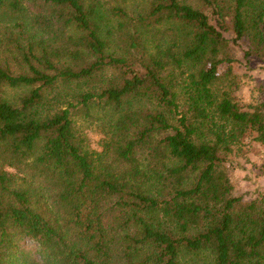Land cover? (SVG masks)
<instances>
[{
    "label": "trees",
    "instance_id": "1",
    "mask_svg": "<svg viewBox=\"0 0 264 264\" xmlns=\"http://www.w3.org/2000/svg\"><path fill=\"white\" fill-rule=\"evenodd\" d=\"M135 2L0 0V264H264L229 167L264 110L221 73L264 61V0Z\"/></svg>",
    "mask_w": 264,
    "mask_h": 264
},
{
    "label": "rangeland",
    "instance_id": "2",
    "mask_svg": "<svg viewBox=\"0 0 264 264\" xmlns=\"http://www.w3.org/2000/svg\"><path fill=\"white\" fill-rule=\"evenodd\" d=\"M149 0H136L135 5H144ZM20 19L19 15L7 14V21ZM232 37V32L226 33ZM235 62L231 67L223 66L221 73L229 68L238 81L239 88L235 96L242 106L261 107L264 110V61L257 58H244V47L230 44ZM22 92L20 90H7L3 97L13 99ZM91 147L99 149V141L102 135L95 127L88 128ZM255 135L245 139L244 145L235 149L230 156V177L236 185V195L249 201L264 196V146L254 140ZM28 251L37 259L40 250L37 244L26 242Z\"/></svg>",
    "mask_w": 264,
    "mask_h": 264
}]
</instances>
